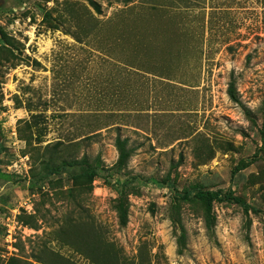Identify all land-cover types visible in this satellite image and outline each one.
<instances>
[{
    "label": "rangeland",
    "instance_id": "obj_1",
    "mask_svg": "<svg viewBox=\"0 0 264 264\" xmlns=\"http://www.w3.org/2000/svg\"><path fill=\"white\" fill-rule=\"evenodd\" d=\"M98 1L0 0V264H264V0Z\"/></svg>",
    "mask_w": 264,
    "mask_h": 264
},
{
    "label": "trees",
    "instance_id": "obj_2",
    "mask_svg": "<svg viewBox=\"0 0 264 264\" xmlns=\"http://www.w3.org/2000/svg\"><path fill=\"white\" fill-rule=\"evenodd\" d=\"M129 1V0H128ZM88 2L92 5V7L95 9L97 13L102 12V6L98 0H88ZM229 93L232 97H234V89L233 85H231ZM118 146L120 149V161H125L128 157V152L126 151L124 144L119 140ZM251 164V161L249 160H242L233 170V173L236 174L237 172L247 168ZM97 175V172L95 169L92 168H85L83 169V172L78 175L81 178H87L90 182H92ZM184 197L186 199H191L192 197H196L198 199H201L202 202L205 204L206 209L208 211V214L211 216L213 205L215 201L217 200H232L236 202L245 203V201L241 198L236 196L233 191L223 192L221 190L213 191V190H199L195 193H191L189 191H186L184 193Z\"/></svg>",
    "mask_w": 264,
    "mask_h": 264
}]
</instances>
